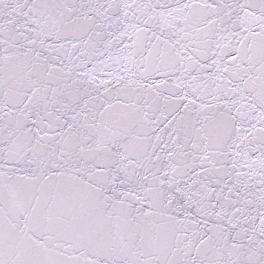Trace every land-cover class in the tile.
I'll return each mask as SVG.
<instances>
[{
    "label": "snow or ice",
    "instance_id": "6c2138e0",
    "mask_svg": "<svg viewBox=\"0 0 264 264\" xmlns=\"http://www.w3.org/2000/svg\"><path fill=\"white\" fill-rule=\"evenodd\" d=\"M0 264H264V0H0Z\"/></svg>",
    "mask_w": 264,
    "mask_h": 264
}]
</instances>
